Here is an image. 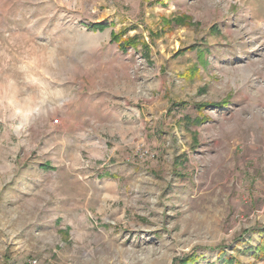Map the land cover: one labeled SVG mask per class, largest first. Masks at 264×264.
Listing matches in <instances>:
<instances>
[{
  "label": "rangeland",
  "instance_id": "rangeland-1",
  "mask_svg": "<svg viewBox=\"0 0 264 264\" xmlns=\"http://www.w3.org/2000/svg\"><path fill=\"white\" fill-rule=\"evenodd\" d=\"M33 258L264 264V0H0V264Z\"/></svg>",
  "mask_w": 264,
  "mask_h": 264
},
{
  "label": "built area",
  "instance_id": "built-area-1",
  "mask_svg": "<svg viewBox=\"0 0 264 264\" xmlns=\"http://www.w3.org/2000/svg\"><path fill=\"white\" fill-rule=\"evenodd\" d=\"M27 264H40V263H39V261L37 259L33 258V259H29Z\"/></svg>",
  "mask_w": 264,
  "mask_h": 264
},
{
  "label": "trees",
  "instance_id": "trees-1",
  "mask_svg": "<svg viewBox=\"0 0 264 264\" xmlns=\"http://www.w3.org/2000/svg\"><path fill=\"white\" fill-rule=\"evenodd\" d=\"M99 25H97V27H98ZM101 26H99V28H100Z\"/></svg>",
  "mask_w": 264,
  "mask_h": 264
}]
</instances>
